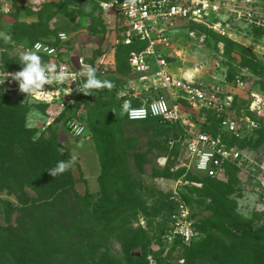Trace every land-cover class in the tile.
<instances>
[{"label": "rangeland", "instance_id": "1", "mask_svg": "<svg viewBox=\"0 0 264 264\" xmlns=\"http://www.w3.org/2000/svg\"><path fill=\"white\" fill-rule=\"evenodd\" d=\"M223 8L219 20L226 35L199 23L180 24L167 50L171 69L183 76L194 75L196 80L211 79L213 75L212 82L223 85L225 92L233 96L232 114L246 113L252 101L258 100L254 94L259 95L264 114V0H228ZM107 20L111 22L112 17L102 15L98 0H17L12 13L0 17V48L11 66L21 67L19 53L38 40L68 54L97 55L99 51L98 56L105 54L106 60L116 62L114 69L98 77L112 87L92 90L84 105L87 130L80 138L70 133L65 116H59L44 102L0 90V112L10 102L27 108L31 138L41 141L50 160L64 158L67 153L77 157L68 182L79 195L88 193L90 217H100V228L106 225L113 231L111 236L108 233L111 253L123 264H264V245L251 243L248 229L234 228L231 221L233 218L251 226L254 233H264V204L256 194V183L240 171L207 178L194 167L184 145H168L170 137H180V127L165 126L154 119L127 118L120 94L137 86V82L126 65L124 48L117 46L114 50L109 46H115L116 41L109 38L114 35H108ZM59 32L67 33L66 42L58 39ZM261 121L260 130L245 135V140H250L244 149L256 161L261 158L264 162ZM200 124L197 122V129ZM15 128L11 117H0V141L5 140L4 145L14 138ZM155 140L163 149L153 147ZM127 170L142 188L138 196L131 194V199L124 187L127 183L121 179ZM110 178L115 182L110 183ZM25 193L26 198L37 196L28 187ZM172 198H182L189 204L198 235L190 245L167 251L159 238L165 232L169 211L176 206ZM108 207L116 208L110 219L105 212ZM20 208L22 204L15 194L0 189V225H17ZM209 223L210 232L204 227Z\"/></svg>", "mask_w": 264, "mask_h": 264}, {"label": "built area", "instance_id": "2", "mask_svg": "<svg viewBox=\"0 0 264 264\" xmlns=\"http://www.w3.org/2000/svg\"><path fill=\"white\" fill-rule=\"evenodd\" d=\"M16 2L0 0V17L11 14ZM226 2L228 0H98V5L103 15L112 17L107 29L108 35H114L109 38L116 44L110 43V48L116 50L117 46H121L125 49L128 69L137 82V86L134 84L130 90L120 94L123 105H129L126 111L128 119L143 121L157 118L169 126L180 127V137L169 138L170 147L178 143L184 145L194 167L208 177H223L230 166L245 172L256 183V194L264 204V162L256 161L248 150L239 146L236 140L230 141L229 137L234 135L236 139H241L246 133L259 128V118H264L260 106L262 99L253 93L258 100L252 101L248 112L254 116L247 111L232 114L233 96L225 92L223 85L212 82L213 75L211 79L196 80L194 75L178 74L171 69L170 54L167 52L183 22L203 24L226 35L219 20ZM103 5L111 7L106 9ZM67 37L66 32L58 33L62 42H66ZM37 44L39 49L35 48ZM28 50L36 51L42 59L47 58L48 63L56 65L58 70L62 67L68 75L81 82L86 80L89 67L100 76L112 69L115 61L106 60L105 54L98 57L94 54H68L53 44L39 40ZM4 53L0 48V74L21 70L9 66ZM78 80L71 85L70 81L60 86L45 85L38 99L21 92L18 82L11 76L0 85V90L8 95L49 104L59 116H65L70 133L80 138L87 130L85 115H82L84 96L87 94L77 90ZM237 81L242 84V79ZM149 92L154 96L142 97ZM138 99L141 103L135 104ZM210 115H215L218 120L216 134L202 129L204 125L211 124ZM197 122L201 123L199 129L196 128ZM205 156L208 157L206 161ZM202 162L204 167L200 166ZM172 199L176 202L174 213L161 236V243L167 251L177 242L190 245L198 235L189 204L182 198Z\"/></svg>", "mask_w": 264, "mask_h": 264}, {"label": "trees", "instance_id": "3", "mask_svg": "<svg viewBox=\"0 0 264 264\" xmlns=\"http://www.w3.org/2000/svg\"><path fill=\"white\" fill-rule=\"evenodd\" d=\"M96 53L99 55V51ZM124 57L126 62V53ZM5 59L11 66L10 59H7V56ZM43 61L48 62V59L44 58ZM11 67L22 69V66ZM89 100L90 94L85 95L84 105ZM120 101L123 106V101L121 99ZM134 103L140 104L141 100H136ZM8 105L7 110L0 112V117L2 115L5 118L11 117L16 128L13 131L14 138L8 141V145H4L5 140L0 141V189H7L9 193L15 194L22 208H20L21 215L17 225H11L9 228L0 225V264H123L119 257L111 253L109 241L113 231L109 230L106 225L100 228V217L99 220L94 216L90 217L91 212L87 208L88 193L85 196L77 193L73 184L68 182V178L72 177L69 171L58 177H53L47 171L55 167L58 161L70 159L69 153L64 158L55 157L50 160L46 153L47 148L42 145L41 141L31 138L33 137L31 129L26 122L27 108L17 106L18 104L14 102ZM248 113L254 116L253 113ZM151 119L162 122L157 118ZM259 120V128L246 134L254 135L258 129L263 127L262 118ZM210 121L211 124L204 125L202 129L216 134L218 132L216 116L210 115ZM165 126L169 125L165 123ZM107 132L112 134L110 129ZM229 137L230 141L236 140L242 148L247 147L246 144L250 140L249 138L245 140L246 136L241 139H236L234 135ZM153 147L163 149L156 140ZM4 153L8 155L5 157ZM256 159L263 162L261 158ZM234 172H239V170L234 166L227 168V175ZM111 178L109 182H115ZM121 179L127 183L124 186L127 197L131 199V194L138 196V190L142 188L137 184L136 178H133L132 171H124ZM119 181L116 179V182ZM26 187L34 190L37 196L32 199L26 198ZM114 211L116 208L108 207L105 211L107 217L112 216ZM173 213L174 208L169 211L166 229ZM231 221L234 228L248 229L247 238L251 243L264 245V233H254L251 226H244L233 218ZM204 227L205 231L210 232L211 223L204 224ZM159 241L162 245L161 237ZM183 246L187 245L177 242L170 251Z\"/></svg>", "mask_w": 264, "mask_h": 264}, {"label": "clouds", "instance_id": "4", "mask_svg": "<svg viewBox=\"0 0 264 264\" xmlns=\"http://www.w3.org/2000/svg\"><path fill=\"white\" fill-rule=\"evenodd\" d=\"M106 9L110 8V5H103ZM7 42V37H5ZM40 45H35L36 49H39ZM19 63L22 65V69L15 73L0 74V85L11 76L19 84V90L26 93L27 96L33 98H39V94L45 90V85L60 86L65 83L71 82L70 85L77 81L76 77L68 75L65 70L61 67L59 70L56 65L43 61L42 57L36 51H29L27 49L19 53ZM79 81V80H78ZM111 88L112 85L108 81H101L94 68L89 67L86 72V80L83 82L79 81L77 90L85 94H92V90L101 88ZM124 110L129 109V105L125 103L123 105ZM37 119L39 114H36ZM207 156L204 160H207ZM77 157L72 156L68 160H60L57 162L55 167L47 170L53 177H58L65 172L69 171L75 166ZM201 167H204L202 162Z\"/></svg>", "mask_w": 264, "mask_h": 264}, {"label": "crops", "instance_id": "5", "mask_svg": "<svg viewBox=\"0 0 264 264\" xmlns=\"http://www.w3.org/2000/svg\"><path fill=\"white\" fill-rule=\"evenodd\" d=\"M102 15H103V14H102ZM7 16H9V15L3 16L2 18H4V17H7ZM107 21H108V20H107ZM124 51H125V49H124ZM125 52H126V51H125ZM91 54H94V52H92ZM91 54H87V53H86V54H79V55H86V56H90ZM73 55H75V54H73ZM94 56H95V57H98V55H95V54H94ZM111 61H114V59H113V60H111ZM115 62H116V60H115ZM126 65H127V64H126ZM115 66H116V65H115ZM127 67H128V66H127ZM112 69H114V66H113V68H112ZM128 70H129V69H128ZM100 76H101V75H100ZM100 76H99V77H100ZM148 94H149V93L143 94V95H142V97H143V98H145V97H147V96H148ZM138 100H140V99H138ZM135 101H136V100H135ZM247 112H248V109H247Z\"/></svg>", "mask_w": 264, "mask_h": 264}]
</instances>
